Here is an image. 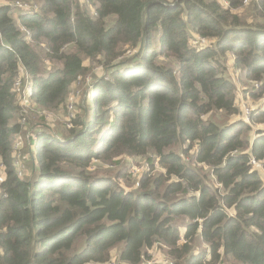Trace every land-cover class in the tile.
Segmentation results:
<instances>
[{
    "label": "trees",
    "instance_id": "16d2710c",
    "mask_svg": "<svg viewBox=\"0 0 264 264\" xmlns=\"http://www.w3.org/2000/svg\"><path fill=\"white\" fill-rule=\"evenodd\" d=\"M37 1L19 25L0 7V264H104L120 243L124 264H141L157 246L172 264H264V184L250 164H264V133L250 142L246 123L204 119L239 114L228 57L243 80L259 84L250 97L264 95V25L232 12L243 0H225L227 8L217 0H85L91 14L78 0ZM253 3L264 12V0ZM194 37L211 46L197 48ZM43 58L58 67L43 73ZM85 60L105 71L89 120H74L61 140L41 133L27 148L29 175L19 177L9 136L19 128L8 125L20 69L29 98L51 110L89 74ZM250 121L264 123V102ZM150 155L135 192L85 171L92 160ZM79 239L85 248L68 255Z\"/></svg>",
    "mask_w": 264,
    "mask_h": 264
},
{
    "label": "rangeland",
    "instance_id": "374dc122",
    "mask_svg": "<svg viewBox=\"0 0 264 264\" xmlns=\"http://www.w3.org/2000/svg\"><path fill=\"white\" fill-rule=\"evenodd\" d=\"M78 1L91 14L94 10L93 6L85 2V0ZM217 1L223 8H227L228 4L225 0ZM253 1L255 0H243L241 6L233 9L232 12L238 15L245 24L264 25V12H257L255 8H257L258 11L262 8L254 4ZM40 5V2L37 0H0V7L7 6L11 9L13 22L17 25H19L20 15L24 14L22 13V9H29L30 11L37 12ZM113 20L114 17H111L108 20V26L112 24ZM194 38L197 42L193 43L192 41V44L199 49H206L208 46H211L206 40H202L199 37ZM34 48L37 52H40L41 55L45 53V50L43 49L46 48L42 44H40V47L37 45L34 46ZM158 49L159 46L155 39L152 41L151 50L157 51ZM127 54L132 55L133 53ZM158 61L166 66L169 63H172L170 60H165L164 56H160ZM42 64L41 69L45 74L49 73L51 69L58 67L57 63L48 61L46 58H43ZM84 66L89 67V74L85 77V79H83V81L79 80L73 84L63 105H59L51 110L36 106L34 101L29 98L32 93L31 84L28 81L25 71L22 68L20 69L17 79L18 81L15 84L18 113H13L8 125V129H11L13 124L17 125L19 128L17 133L10 132L9 134L11 157L14 162L15 171L18 173L19 177L29 175L30 160L28 159L27 148L37 145L36 141L41 133L50 134L58 140H61L63 137L67 136V129L73 128L74 120L75 122H78L80 119L84 122L89 120V114L92 112L91 95L95 93L93 89L95 79L102 78L105 71H103L99 63H92L89 60L84 61ZM172 67L175 68L174 62L172 63ZM242 74H244V70L240 67L234 66L233 59L228 57L225 77L234 84V95L236 97L235 105L239 114L236 116H227L219 112L206 116L204 119L213 121L220 127L231 125L237 121H242L251 129L248 133V140L251 142L256 133H264V123H252L250 121L251 114L263 108L264 95L260 99L250 97L251 92L254 91L255 93V90H258L259 84L246 82L243 80ZM184 145L186 146L187 143ZM172 150L180 152L181 146H175ZM150 160H152L151 155L150 157H119L108 162L92 160L90 166L85 169V171L86 173L95 175L98 178L116 179L125 191L135 192L142 175L149 170L148 165H150ZM263 165L264 164L260 163L259 165H254L253 168L257 171L260 180L264 184ZM126 173L129 178H127V176L125 177ZM155 173H161V170L156 169ZM0 178L5 179V168L1 164ZM182 229L183 228L180 229V233ZM157 247L151 250L150 256L148 257L156 263H159L160 261L167 259L164 254L166 249L164 247L161 248L162 246H159L161 249ZM84 248V241L79 239L67 253L70 256L75 255L80 253ZM122 248L123 243H120L112 249L111 260L113 262H116L117 256L121 252ZM201 248L205 247L201 245L197 249ZM148 260L144 259L141 264H144Z\"/></svg>",
    "mask_w": 264,
    "mask_h": 264
},
{
    "label": "built area",
    "instance_id": "2783aa9c",
    "mask_svg": "<svg viewBox=\"0 0 264 264\" xmlns=\"http://www.w3.org/2000/svg\"><path fill=\"white\" fill-rule=\"evenodd\" d=\"M256 2L257 1H259V0H255ZM246 2V1H245ZM22 13H24V14H26V13H33L34 11H30L29 9H22ZM24 33H25V35H26V38H27V40L29 41L30 40V33L27 31V30H25V29H23L22 30ZM203 40V39H202ZM18 81V80H17ZM250 164H251V166L252 167H254V165H259L260 163H258V162H255L254 160H252V161H250ZM149 166V165H148ZM137 173V172H136ZM4 179L3 178H0V183L3 181ZM180 243H182V239H181V241H180ZM163 247V246H162ZM104 264H124V263H120V262H113L112 260L111 261H109V262H107V263H104ZM144 264H172V262H170L169 260H163V261H160L159 263H156L155 261H153L152 259H150V260H148L147 262H145Z\"/></svg>",
    "mask_w": 264,
    "mask_h": 264
},
{
    "label": "crops",
    "instance_id": "0c3cea01",
    "mask_svg": "<svg viewBox=\"0 0 264 264\" xmlns=\"http://www.w3.org/2000/svg\"><path fill=\"white\" fill-rule=\"evenodd\" d=\"M185 229L183 228L182 231H181V235L184 233Z\"/></svg>",
    "mask_w": 264,
    "mask_h": 264
}]
</instances>
